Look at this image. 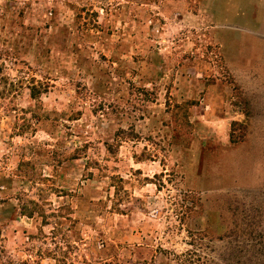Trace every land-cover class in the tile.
Returning a JSON list of instances; mask_svg holds the SVG:
<instances>
[{
    "label": "rangeland",
    "instance_id": "1",
    "mask_svg": "<svg viewBox=\"0 0 264 264\" xmlns=\"http://www.w3.org/2000/svg\"><path fill=\"white\" fill-rule=\"evenodd\" d=\"M0 264H264V0H0Z\"/></svg>",
    "mask_w": 264,
    "mask_h": 264
},
{
    "label": "trees",
    "instance_id": "2",
    "mask_svg": "<svg viewBox=\"0 0 264 264\" xmlns=\"http://www.w3.org/2000/svg\"><path fill=\"white\" fill-rule=\"evenodd\" d=\"M32 214H33V212H32V211H30V212H29V215H32Z\"/></svg>",
    "mask_w": 264,
    "mask_h": 264
}]
</instances>
